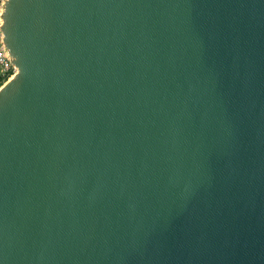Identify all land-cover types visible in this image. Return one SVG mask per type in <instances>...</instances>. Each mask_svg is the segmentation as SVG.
Masks as SVG:
<instances>
[{"label":"water","instance_id":"water-1","mask_svg":"<svg viewBox=\"0 0 264 264\" xmlns=\"http://www.w3.org/2000/svg\"><path fill=\"white\" fill-rule=\"evenodd\" d=\"M0 264H264V0H7Z\"/></svg>","mask_w":264,"mask_h":264},{"label":"built area","instance_id":"built-area-1","mask_svg":"<svg viewBox=\"0 0 264 264\" xmlns=\"http://www.w3.org/2000/svg\"><path fill=\"white\" fill-rule=\"evenodd\" d=\"M5 6L6 4L3 6L2 13H0V88L14 78L18 72L17 67L13 63L10 51L5 43V35L2 30Z\"/></svg>","mask_w":264,"mask_h":264},{"label":"snow or ice","instance_id":"snow-or-ice-1","mask_svg":"<svg viewBox=\"0 0 264 264\" xmlns=\"http://www.w3.org/2000/svg\"><path fill=\"white\" fill-rule=\"evenodd\" d=\"M7 0H0V13L3 11V6L6 4Z\"/></svg>","mask_w":264,"mask_h":264},{"label":"bare ground","instance_id":"bare-ground-1","mask_svg":"<svg viewBox=\"0 0 264 264\" xmlns=\"http://www.w3.org/2000/svg\"><path fill=\"white\" fill-rule=\"evenodd\" d=\"M12 79H14V78H12ZM12 79H11V80H12ZM9 81H10V80H9ZM2 87H3V86H2ZM2 87L0 88V90L2 89Z\"/></svg>","mask_w":264,"mask_h":264}]
</instances>
